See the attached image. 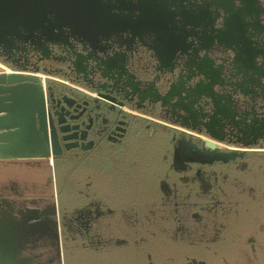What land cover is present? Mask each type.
Segmentation results:
<instances>
[{
	"label": "flooded vegetation",
	"instance_id": "obj_1",
	"mask_svg": "<svg viewBox=\"0 0 264 264\" xmlns=\"http://www.w3.org/2000/svg\"><path fill=\"white\" fill-rule=\"evenodd\" d=\"M106 1L104 29L114 33L93 48L69 35L43 60L29 47L0 50L10 68L62 80L55 99L68 97L62 110L47 105L64 119V134L55 126L62 152L25 164L49 174L1 177L0 204L15 214L54 206L49 244L32 253L53 257L59 240L61 264H264V0ZM109 58L115 88L126 81L159 93L168 81L188 93L186 115L122 100L134 122L94 117L92 99L120 102L101 90L111 84L99 76ZM19 164L0 162V172Z\"/></svg>",
	"mask_w": 264,
	"mask_h": 264
},
{
	"label": "water",
	"instance_id": "obj_2",
	"mask_svg": "<svg viewBox=\"0 0 264 264\" xmlns=\"http://www.w3.org/2000/svg\"><path fill=\"white\" fill-rule=\"evenodd\" d=\"M111 10L109 1L105 0H0L1 55H14L29 47L43 56V60L49 45L61 47L69 35L84 47L93 48L100 38L114 33L104 29ZM71 65L76 69L74 62ZM115 68L112 58L102 62L100 79L111 84L109 90L104 86L101 90L104 96L112 100L114 96V100L120 102L112 106L109 101L92 99L89 104L100 103V107L92 108L96 113L94 117L103 116L117 126L121 120L134 122L137 118L121 109L124 100L138 109H147L150 114L161 110L186 115L187 109L181 104L183 98L188 99L186 91L174 90L168 81L159 93L135 90L126 81L115 88L114 79L120 76L115 74ZM107 73H114L115 77ZM42 76L49 75L39 73V69L0 73V162L46 161L51 164L62 152L55 126L64 134L61 127L64 119L60 112L51 113L47 105L51 101L62 110L68 106V97L62 95L56 101L55 82ZM61 87L64 92H71ZM202 97L209 99L210 96L202 93ZM55 215L54 206L51 209L29 206L15 214L11 208L0 204V264H61L59 240L54 243L53 257L32 253L48 246L47 236L50 229L55 228Z\"/></svg>",
	"mask_w": 264,
	"mask_h": 264
},
{
	"label": "rangeland",
	"instance_id": "obj_3",
	"mask_svg": "<svg viewBox=\"0 0 264 264\" xmlns=\"http://www.w3.org/2000/svg\"><path fill=\"white\" fill-rule=\"evenodd\" d=\"M0 72H6V69L10 71H14L16 69L10 68L8 65L4 64L2 61H0ZM139 154L141 156H145V151L140 150ZM25 162H21L19 165L16 166H4L3 169H1L0 172V178L5 175H15L19 177V179H28V180H41L45 176L49 174V168L45 169H39L37 167L27 166L24 164ZM94 176L96 175V178H99L100 180H103L107 176H109V173L104 172L105 174H100L96 169L93 170ZM94 179V178H93ZM95 180V179H94ZM127 183V182H126ZM132 264V261L130 258H105L102 262L97 261L96 259H89L88 264Z\"/></svg>",
	"mask_w": 264,
	"mask_h": 264
},
{
	"label": "built area",
	"instance_id": "obj_4",
	"mask_svg": "<svg viewBox=\"0 0 264 264\" xmlns=\"http://www.w3.org/2000/svg\"><path fill=\"white\" fill-rule=\"evenodd\" d=\"M44 79H50V80H53V81H56V82H62V80H59L58 78H55V77H51V76H42Z\"/></svg>",
	"mask_w": 264,
	"mask_h": 264
},
{
	"label": "bare ground",
	"instance_id": "obj_5",
	"mask_svg": "<svg viewBox=\"0 0 264 264\" xmlns=\"http://www.w3.org/2000/svg\"><path fill=\"white\" fill-rule=\"evenodd\" d=\"M1 67V66H0ZM6 72H9V70L8 69H6ZM1 73V72H0Z\"/></svg>",
	"mask_w": 264,
	"mask_h": 264
}]
</instances>
